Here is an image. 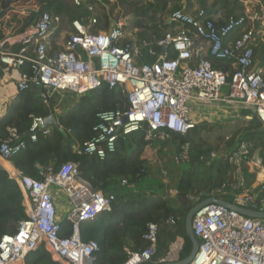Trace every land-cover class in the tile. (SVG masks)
<instances>
[{"label":"built area","instance_id":"2783aa9c","mask_svg":"<svg viewBox=\"0 0 264 264\" xmlns=\"http://www.w3.org/2000/svg\"><path fill=\"white\" fill-rule=\"evenodd\" d=\"M71 1L87 8L91 16L87 21L76 19L69 24L67 37L55 42L61 48L52 41L62 18L43 12L24 31L8 34L0 41V72L9 82L14 79V71L18 72L27 61L32 62L33 76L20 70L18 87L42 88L46 104L59 91L83 95L103 84L125 95L124 107L98 114L100 121L94 136L82 146H74L78 153L105 158L116 150L120 137L138 131H144L149 140L170 133L187 134L198 124L195 105L218 101H236L242 108H251L264 128V76L254 68L260 33L251 24L253 17H230L218 25L203 9L195 13L176 10L167 19L174 28L148 40L132 35L121 19L114 20L111 28L96 29L100 8L106 6L103 0ZM237 29H241V34L229 40ZM200 40L209 43L207 54L196 48ZM172 52L177 54L175 58L171 57ZM145 56L154 60L145 61ZM212 58L231 60L232 73L216 68ZM227 85L229 92L223 95L221 90ZM43 124L44 117L34 119L29 135L32 141L37 140V132H51L52 129L41 130ZM13 135L16 140L0 145V156L8 161L28 147L16 132ZM248 151L241 156L248 158ZM175 161L180 163V158L175 157ZM249 171L255 178L245 187L246 179L240 176L236 188L244 190L230 203L264 212V177L260 178L264 173L263 160L253 159ZM8 173L23 193L29 218L18 223L15 233L2 236L0 264H26L28 253L42 244L60 264H94L99 244L84 240L80 225L111 211L112 198L95 190L72 161L57 171L50 165L42 171L41 179L24 175L16 168L8 169ZM53 186L72 204L66 217L72 224L70 236L60 235ZM193 230L199 248L188 264H264V218L211 202L194 214ZM159 234L160 226L150 223L144 235L147 245L138 251L126 246L128 258L123 264L174 262L169 252L155 260ZM182 248L179 245L176 254L172 252L176 261L180 260L177 254Z\"/></svg>","mask_w":264,"mask_h":264},{"label":"trees","instance_id":"16d2710c","mask_svg":"<svg viewBox=\"0 0 264 264\" xmlns=\"http://www.w3.org/2000/svg\"><path fill=\"white\" fill-rule=\"evenodd\" d=\"M103 1L106 6L100 8L96 29L111 28L114 20L117 19L114 17L113 8L109 7V1ZM195 1L199 5L196 10L193 0H187V2L148 0L146 3H143V0H123L132 6L133 12L138 17L136 27L144 28L139 33V37L148 40L161 37L164 30L174 26L167 19L176 10L184 9L186 12L195 13L203 9L212 19H215V14L222 12L224 16L219 20L215 19L218 25L224 24L230 17L250 16L245 13L242 0ZM260 1L264 5V0ZM3 2L4 0H0V9ZM17 3L18 0H15L8 15L0 21V41L4 40L8 34L24 31L43 12L60 16L68 24L76 19L87 21L91 16L87 8L75 6L72 1L67 0H42L39 7H29L21 12L16 8ZM260 6L259 4L256 7V15L259 17L263 15ZM166 15L168 17H165ZM8 19L11 27L7 24ZM255 27L261 28V21L256 20ZM15 49L18 50L19 46ZM258 49L264 59V41H260V44L255 47V58ZM176 56L175 52L171 53V57ZM144 60L151 62L154 59L145 56ZM212 62L216 68L230 73L233 71L231 60L214 58ZM20 70L22 74L31 77L34 74V64L27 61ZM16 76H18L17 73ZM228 80H231V76ZM43 93L44 90L36 86L18 87L17 96L8 104L5 114L0 116V145L8 140H16L13 135L16 132L20 139L27 141L28 147L12 157L10 161L24 175L41 179L42 171L50 165H53L57 171L63 164L72 161L78 164L80 174L91 183L95 190H102L112 198L111 211L103 212L97 218L82 222L80 225L82 238L86 241L95 240L99 244L94 264H123L128 258L124 250L126 246L138 251L147 245L144 235L150 223H157L160 226L158 254L155 260L168 254L170 244L177 236L185 238L179 259H186L193 249L192 240L185 228L186 216L195 204L206 198L201 193H197L198 190L204 192L209 189L212 196L233 202L236 195L244 190L236 188L239 175H253L247 169L241 168V171L235 174V183L231 184V179H227L226 171L220 163L221 160L216 156L209 166H206L214 153L201 135L202 130L207 126L206 123L197 124L187 134L170 133L168 136L153 140L147 139L144 131L122 136L117 141L116 150L105 158L94 154L78 153L74 146H82L94 136L95 127L100 121L98 114L105 110L122 108L125 105V95L117 89H110L107 84L83 95L58 115L60 126L66 130L67 134L55 128L47 135L41 131L37 132V140L32 141L29 133L34 119L46 117L55 112L53 98L50 104H46ZM247 116H252L251 127L239 136L235 133L234 136L237 139L232 150L233 156L245 146L253 157H260L264 161L262 124L254 113L243 111L241 117L247 118ZM147 146L160 147V152H163V148L167 146L173 147L171 152L175 157L180 158V163L174 160L180 170L175 187L170 188L162 179L158 187L144 183L145 180L154 178L150 172L149 161L143 157ZM184 155L187 158L183 159ZM6 164L9 169H12L9 162ZM183 164L187 167L182 168ZM28 218L23 193L18 183L10 178L8 171L0 164V240L5 234L15 233L18 223ZM59 223L60 235L70 236L71 222L66 218H60ZM25 262L26 264H60L52 257L44 244L28 253Z\"/></svg>","mask_w":264,"mask_h":264},{"label":"rangeland","instance_id":"374dc122","mask_svg":"<svg viewBox=\"0 0 264 264\" xmlns=\"http://www.w3.org/2000/svg\"><path fill=\"white\" fill-rule=\"evenodd\" d=\"M41 1L42 0H27V1L18 0L16 8L19 9V11L21 12L29 7H37V6L39 7ZM67 1H71V0H67ZM108 1H109L108 2L109 7L113 8L114 17L117 19H121L123 22L127 23L129 31L130 33H132V35L139 34L144 29L142 27H136L137 26L136 22L138 17L133 12L132 6L129 5V3L123 2V0H108ZM146 1L148 0H143V3H146ZM193 1L195 2L194 8L196 10L197 8H199V5L196 3L195 0ZM209 1L212 2L213 0H209ZM184 2H187V0H184ZM243 2L245 5V13L247 15L252 16L254 19L253 21H251L252 26L254 25L256 26V20L261 21L260 20L261 17L262 16L264 17V5L261 3L260 0H243ZM259 4L261 5L260 8L263 12V15L260 17L256 16V7ZM10 15L12 16V13H10ZM165 17H168V15H166ZM2 25L4 24L2 23ZM66 30H69V24L66 22V20H62L59 23L56 31L54 32L53 38L55 42L60 41L63 38L67 37L68 32ZM261 58H262L261 51L258 49L256 53V61L259 62ZM221 92L223 95L228 94L229 85L223 86ZM83 95L72 93L68 90L57 92L53 97L55 108L57 109L56 112L58 114H62L69 105L77 102ZM216 107L212 108L214 110L210 111L212 115H210L207 119L201 120V122H199V123H206L207 126H205V128L202 130L201 135L202 137H204L205 139L204 141L208 144V146H210L214 151V153L210 158V161L206 164V166H209L211 160L214 159L216 156L217 159L221 160L220 163L222 164V166L226 171L227 179L228 180L231 179L230 182L232 184L235 183L234 182L236 178L235 174L237 172H240L241 168L249 169L250 164L254 159L253 155L250 153V151H248V149H242L239 153H237L234 156H233L234 151H232L233 147L236 144V139H237V137L234 136L235 133H238V135L236 136H239L242 133L246 132L251 127L250 119L243 118L241 116L232 117L231 116L232 114L224 116L223 114H221L222 112H219L216 109ZM250 111L252 112V110ZM172 149H173L172 146H167L163 148V152H160V147L159 148L149 147V146L146 147L143 153V157L149 161L150 172L151 175L154 176V178H149L148 180H145L144 183L146 185L150 186L152 184L151 186L158 187V183L162 179L165 180V183L169 185L170 188L175 187L178 181V175L180 173V170L178 165L174 161L175 156L174 153L171 152ZM245 150L249 152L248 158H246L245 155L241 156V153H243ZM166 151L170 153L168 154ZM186 167L187 165L183 164L182 168H186ZM203 172H201V174H203ZM242 175L247 180V183L245 184V187H247L249 185L248 182H251L254 179V174L253 175L242 174ZM240 176L241 174L239 175V177ZM52 190L54 192L57 190L62 192L56 186H53ZM61 204L63 205V209L61 208V210L59 211V217L61 219H64L70 213L72 209V204L66 196L65 199L61 202ZM143 264H151V263L146 262Z\"/></svg>","mask_w":264,"mask_h":264},{"label":"crops","instance_id":"0c3cea01","mask_svg":"<svg viewBox=\"0 0 264 264\" xmlns=\"http://www.w3.org/2000/svg\"><path fill=\"white\" fill-rule=\"evenodd\" d=\"M223 16H224V13L219 12L218 14L214 15V18L216 20H219ZM260 20H261V28H260V30L257 29V31L260 33V36H259L260 39L258 41V45L260 44V41L261 42L264 41V17L262 16ZM172 28H174V26ZM172 28H170V29H172ZM240 34H241V29L234 31L232 33V35L230 36L229 40H233L235 37H237ZM52 43L58 49L61 48V47L56 45L55 40H53ZM196 48L200 49L204 54H207L208 49H209V43L207 41L200 40L197 42ZM254 68L256 70H261L262 74L264 76V59L261 58V60L259 62H257L256 58H255ZM19 71L13 72L14 79L10 80L9 82H7V76L3 78V74L0 72V116L5 114L8 104H10L18 94V83L19 82L17 79L19 77ZM16 73L18 74V76H15ZM214 107H216V109L219 112H222L221 114H223L224 116L232 114L231 115L232 117H235V116L240 117V116H242L243 111L252 110L251 108H242L239 105V103L236 101L231 102V103L218 101V102H213L211 104L195 105L194 108H195L196 113L194 114V117H196V119L198 120V124H199V122H201V120L207 119L210 115H212V113H210V111L214 110V109H212ZM252 112H253V110H252ZM233 114H234V116H233ZM58 115L59 114L57 113V116ZM247 118L252 119V116H247ZM262 129H263V126H262ZM257 158H260V157H257V156L254 157V159H257ZM6 161H8V160H6ZM8 162L11 164L12 168L15 169L12 162L11 161H8ZM4 163H5V165H7L6 162H4ZM0 164L8 171V168L5 167L3 164V159H0ZM247 170L249 173H251L248 168H247ZM241 176H243V175H241ZM246 182H247V180H246ZM251 182H248V183L251 184ZM55 195L57 196L56 203H57L58 209L60 211L61 208L63 209V205L61 204V202L65 199V194L57 190V191H55ZM184 243H185V238L183 236H177L176 239L170 244L169 254H170L171 259H174V261H176V258H174V256H172L173 255L172 254L173 245L183 246ZM177 255H179V254H177Z\"/></svg>","mask_w":264,"mask_h":264},{"label":"water","instance_id":"95a60500","mask_svg":"<svg viewBox=\"0 0 264 264\" xmlns=\"http://www.w3.org/2000/svg\"><path fill=\"white\" fill-rule=\"evenodd\" d=\"M14 2H15V0H4L3 4L1 5V9H0V21L3 20L8 15L10 10L12 9ZM7 24L9 27H11V22L9 19L7 20ZM55 128H58L61 132H63L64 134H67L66 130L62 126H60V123L58 121L57 112H53L50 115L44 117V124L40 127L41 130L55 129ZM262 130L264 131V128ZM31 134L32 133H29V135H31ZM197 193H201L206 198L201 200L197 204H195L189 210V212L186 216V220H185L186 232L189 235V237L191 238L192 243H193V249H192L191 254L189 255V257H187L186 259H183V260H177L174 262H167V263H153V264H188L193 259V257L195 256V254L199 248V241H198L197 237L195 236L194 230H193V217H194V214L196 213L197 210H199L201 207H203L204 205H206L208 203L215 202L218 204L225 205L227 207L234 208V209L240 211L241 213L248 215V216H251V217L264 218V212H259V211H254L251 209L239 207V206L233 205L230 202H227L223 199L211 196L209 189L204 191V192H201L200 190H198Z\"/></svg>","mask_w":264,"mask_h":264},{"label":"bare ground","instance_id":"6f19581e","mask_svg":"<svg viewBox=\"0 0 264 264\" xmlns=\"http://www.w3.org/2000/svg\"><path fill=\"white\" fill-rule=\"evenodd\" d=\"M15 76H16V75H15ZM0 159H3V164H4L5 167H7V166L5 165L4 162H8V161H6V159H4V158L1 157V156H0ZM7 168H8V167H7ZM8 169H9V168H8ZM9 170H10V171H13L14 168L9 169ZM263 177H264V173H262V174L260 175V178H263ZM178 247H179V245H173V254H176ZM13 264H23V263H22V262H16V263H13Z\"/></svg>","mask_w":264,"mask_h":264}]
</instances>
